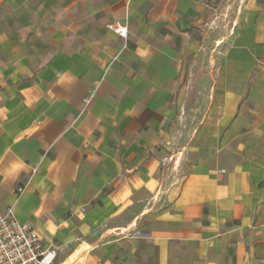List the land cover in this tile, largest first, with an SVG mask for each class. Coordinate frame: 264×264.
Returning a JSON list of instances; mask_svg holds the SVG:
<instances>
[{"label":"crops","instance_id":"crops-1","mask_svg":"<svg viewBox=\"0 0 264 264\" xmlns=\"http://www.w3.org/2000/svg\"><path fill=\"white\" fill-rule=\"evenodd\" d=\"M209 2L0 0V215L53 264H264V0L194 81Z\"/></svg>","mask_w":264,"mask_h":264},{"label":"rangeland","instance_id":"rangeland-1","mask_svg":"<svg viewBox=\"0 0 264 264\" xmlns=\"http://www.w3.org/2000/svg\"><path fill=\"white\" fill-rule=\"evenodd\" d=\"M209 3L204 37H201L204 48L190 53L187 59L190 70L188 76L194 81L197 78L214 76V69L224 56L229 44L226 37L233 31L235 20L241 15L247 0H210ZM194 81H191L189 85L188 100L191 108L196 106L198 97L203 99L202 95L196 92L198 85Z\"/></svg>","mask_w":264,"mask_h":264},{"label":"built area","instance_id":"built-area-1","mask_svg":"<svg viewBox=\"0 0 264 264\" xmlns=\"http://www.w3.org/2000/svg\"><path fill=\"white\" fill-rule=\"evenodd\" d=\"M106 29L118 37H127V26L118 21L107 24ZM165 146L172 147L170 142ZM181 152L162 157L161 165L175 164ZM22 191V189H19ZM56 250L45 248L30 224L17 220L11 207L0 215V264H53Z\"/></svg>","mask_w":264,"mask_h":264}]
</instances>
